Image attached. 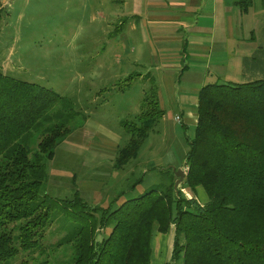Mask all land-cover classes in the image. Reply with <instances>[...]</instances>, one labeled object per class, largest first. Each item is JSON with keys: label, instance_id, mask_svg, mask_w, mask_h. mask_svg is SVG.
<instances>
[{"label": "trees", "instance_id": "1", "mask_svg": "<svg viewBox=\"0 0 264 264\" xmlns=\"http://www.w3.org/2000/svg\"><path fill=\"white\" fill-rule=\"evenodd\" d=\"M245 1L235 0L241 13L250 7ZM199 91L181 186L174 188L171 169H161L156 186L141 196L92 207L77 191L58 199L43 190L47 163L76 129L71 104L0 70V264L33 254L45 256L35 264H50L48 253L58 249L70 253L60 264H150L153 232L170 229L166 264H264V79ZM145 101L136 124L124 129L115 170L137 158L163 116L154 94ZM34 132L42 135L30 152L24 142ZM196 188L205 193L204 204L181 193ZM53 224L64 235L47 249L41 242Z\"/></svg>", "mask_w": 264, "mask_h": 264}, {"label": "rangeland", "instance_id": "2", "mask_svg": "<svg viewBox=\"0 0 264 264\" xmlns=\"http://www.w3.org/2000/svg\"><path fill=\"white\" fill-rule=\"evenodd\" d=\"M114 7L111 0H9L0 7L1 72L54 92L77 113L70 121L76 129L46 165L43 190L58 199H70L77 191L87 204L103 208L113 200L116 207L148 192L158 182L157 170L184 169L186 137L191 138L194 132V125L184 130L173 119H160L149 131L138 158L120 171L114 169L117 150L127 141L124 129L136 124V116L146 110L145 99L156 96L158 78L150 60L136 63L144 69L130 61L128 49L135 45L136 37L125 36L123 43L120 35L109 34L112 20L108 13ZM172 77L176 75L172 73ZM41 135L34 132L26 138L24 145L30 152ZM142 177L141 183L130 188ZM181 193L186 197L185 190ZM187 196L199 204L207 200L201 188ZM170 232H153L150 264L170 260ZM63 235L58 225H51L42 246L48 249ZM158 236L161 238L155 239ZM62 250L48 253L50 264L67 261L70 253ZM19 257L12 264L40 263L45 256Z\"/></svg>", "mask_w": 264, "mask_h": 264}, {"label": "crops", "instance_id": "3", "mask_svg": "<svg viewBox=\"0 0 264 264\" xmlns=\"http://www.w3.org/2000/svg\"><path fill=\"white\" fill-rule=\"evenodd\" d=\"M8 1L0 0V7ZM111 1L115 7L108 13L109 34L120 35L123 43L125 36L136 37L135 45H123L129 46L130 61L150 60L158 76L160 119L178 118L184 130L187 125L195 127L200 89L264 79V0H246L250 7L245 13L238 10L235 0ZM112 50L118 52L116 45Z\"/></svg>", "mask_w": 264, "mask_h": 264}, {"label": "water", "instance_id": "4", "mask_svg": "<svg viewBox=\"0 0 264 264\" xmlns=\"http://www.w3.org/2000/svg\"><path fill=\"white\" fill-rule=\"evenodd\" d=\"M170 169H171L170 171L173 172L174 177L176 178V181L174 183V188H177L179 183H181L184 180L185 174L181 169H177V170L173 168H170Z\"/></svg>", "mask_w": 264, "mask_h": 264}, {"label": "built area", "instance_id": "5", "mask_svg": "<svg viewBox=\"0 0 264 264\" xmlns=\"http://www.w3.org/2000/svg\"><path fill=\"white\" fill-rule=\"evenodd\" d=\"M175 121H178V118H175ZM185 170H186V169L184 168L182 171L186 172Z\"/></svg>", "mask_w": 264, "mask_h": 264}]
</instances>
